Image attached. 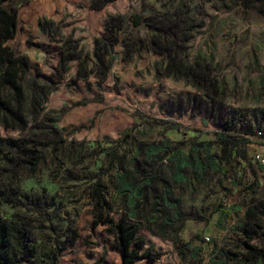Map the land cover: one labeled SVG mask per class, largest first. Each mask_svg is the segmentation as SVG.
Wrapping results in <instances>:
<instances>
[{
	"label": "rangeland",
	"instance_id": "obj_1",
	"mask_svg": "<svg viewBox=\"0 0 264 264\" xmlns=\"http://www.w3.org/2000/svg\"><path fill=\"white\" fill-rule=\"evenodd\" d=\"M19 13L20 26L9 43L29 61L31 74L22 82L28 91L45 82L52 89L40 105L26 101L24 129L0 126V138L22 142L16 148L0 140V210L36 238V255L23 264H50L58 250L59 264L89 262L103 247L110 251V264H118L112 236L103 224L93 223L95 185L103 186L108 209L116 217L123 214L120 177L127 184L143 181L147 147L164 138L192 166L184 170L185 183L174 181L167 169L173 164L166 159L164 179L148 190L145 211L154 201L153 191H164L169 182L172 197L181 200V213L165 207L157 223L140 229L146 248L159 255L138 264H214L220 260L218 248L243 257L240 226L246 209L264 204V166L256 159L264 158V0L249 8L240 0H116L102 10L92 9L90 0H33ZM115 14L153 17L162 32L129 22L113 34L112 50L105 54V20ZM38 18L55 21L52 30H40ZM127 36L143 40L129 54ZM152 38L164 46L172 42L174 62L198 72L206 68L219 90L201 87L184 70L162 65L161 55L149 45ZM70 42L82 63L87 62L86 78L75 62L67 71L60 65ZM98 48L103 63L95 54ZM198 60L202 67H196ZM95 97L101 101L85 103ZM127 131L131 135L121 139ZM218 133L249 142L231 147ZM34 139L52 142L37 147L41 157L36 164L26 152ZM193 141L210 142L212 151L192 152ZM225 148L233 161L223 174L218 162ZM209 155L214 160L197 172L193 163L202 159L207 165ZM23 194L32 203H23ZM231 205L240 210L220 217V210ZM165 215L173 225L165 223ZM251 243L264 246V237Z\"/></svg>",
	"mask_w": 264,
	"mask_h": 264
},
{
	"label": "trees",
	"instance_id": "obj_2",
	"mask_svg": "<svg viewBox=\"0 0 264 264\" xmlns=\"http://www.w3.org/2000/svg\"><path fill=\"white\" fill-rule=\"evenodd\" d=\"M33 0H0V126L4 128H10L13 130L24 129L27 126V105L26 101L31 100V104L40 105L41 102L47 98V95L51 93L52 89L50 84L45 82L43 85L34 83L30 86V91L26 89L22 80L25 75H30V65L28 58L9 42H12L18 32L20 26V9L29 6ZM116 0H90V6L94 10H102L111 2ZM243 2L246 8L250 7V4L255 0H240ZM131 22L134 27H147L156 28L159 32H162L160 25L153 17H142L140 14H132L127 17L125 14H115L107 16L105 20L106 38L102 40V46H104L105 54L110 53L114 42V33L121 31L124 26ZM55 21L50 19H37V26L43 32H50ZM172 27H176L172 25ZM158 32V33H159ZM171 33H175L172 29ZM160 34V33H159ZM104 37V36H103ZM100 39H98L99 41ZM97 41V47L98 46ZM126 53L132 52L135 44H143L142 39H134L131 36L125 37ZM171 43L167 41V44L161 45L155 39L149 40V45L156 52L161 55V64L165 63V66H169L173 70H184L188 77L193 78L194 82H197L201 87L210 88L214 91L219 90L217 79L207 76L206 68L200 72L192 65H184L182 62H174L173 53L175 52L171 47ZM76 45L72 42L68 43L66 52H63V56L60 60L61 67L67 71L71 68V63L75 62L77 72L83 78L88 75L87 62L82 63L81 56L75 53ZM95 51L101 55V51ZM102 57L98 56V59L102 62ZM203 62L197 61L196 67H202ZM182 66H184L182 68ZM91 101H101L99 98H89L85 103ZM180 124H172V128H179ZM130 131L123 133L121 139L125 140L130 136ZM218 138L221 141L227 143V145L234 147L242 143H248L245 139H233L218 133ZM1 141H5V144L10 147L19 148L22 142L15 140L14 138L7 137L5 140L0 138ZM33 144L26 152L34 157L33 164L41 157L39 145L49 146L52 142H41L39 140H32ZM192 152H200L202 149L207 153L212 151V144L207 141H201L196 143L192 142ZM147 159L146 164H143V181L139 183H126V181L120 177V183L123 185L121 192H123L125 202V212L123 214H117L116 217L113 212L108 209L109 202L103 194V186L101 184L95 185L94 190V204L92 209L93 223L95 225L103 224L107 231L113 238L110 245L111 249L117 252L118 264H138L140 260L149 258H158V253H153L149 248H146L145 237L140 234V229L144 227H151L152 224L157 223L160 218L159 213L163 208L173 209V214L180 215V199H174L172 197V188H170L169 182H165L164 191L154 192V201L151 208L145 211L146 204L149 199L147 193L152 188L154 182L158 179H164L163 165L166 159L173 164L170 168L171 177L174 181L180 179L185 183L187 178L185 177L184 170L192 166L189 157H182L183 153L170 145L169 139L164 138L158 143H151L147 147ZM214 160L212 155H209L207 165L203 163L202 159L194 162V167H197V172L209 166ZM222 162H218V169L223 174L229 171L228 165H232V153L229 149L225 148ZM197 163L201 166H197ZM166 166V165H165ZM200 170V171H199ZM25 204L32 203L26 194H23ZM240 208L237 205H231L221 209V216L231 214L233 211H239ZM146 213V214H145ZM246 222L240 226L243 234V242L239 245L246 250V254L243 257H239L237 254L232 253L226 248H218L216 253L220 260L214 261V264H221L227 260H235L237 263L242 264H264V246L258 244H252L251 241L259 236L264 237V204L258 202L255 205H249L246 209ZM166 224L173 225L169 215H165ZM171 222V223H170ZM76 238V237H75ZM74 238V239H75ZM36 238L31 234L30 230L24 226L23 223L15 221L13 219L7 220L2 216L0 210V264H23L26 261L31 260L36 255ZM108 248L103 247V253L96 255L91 261H78L70 264H110ZM60 250L53 257L50 264H59L58 256Z\"/></svg>",
	"mask_w": 264,
	"mask_h": 264
},
{
	"label": "built area",
	"instance_id": "obj_3",
	"mask_svg": "<svg viewBox=\"0 0 264 264\" xmlns=\"http://www.w3.org/2000/svg\"><path fill=\"white\" fill-rule=\"evenodd\" d=\"M256 159L258 160L259 163H261L262 166H264V158H262L259 155H256Z\"/></svg>",
	"mask_w": 264,
	"mask_h": 264
}]
</instances>
